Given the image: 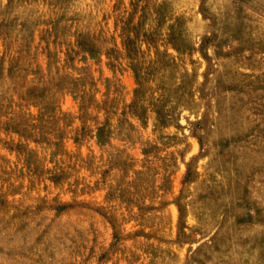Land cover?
I'll return each mask as SVG.
<instances>
[{"label":"rangeland","instance_id":"374dc122","mask_svg":"<svg viewBox=\"0 0 264 264\" xmlns=\"http://www.w3.org/2000/svg\"><path fill=\"white\" fill-rule=\"evenodd\" d=\"M0 264H264V0H0Z\"/></svg>","mask_w":264,"mask_h":264}]
</instances>
